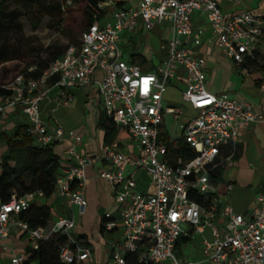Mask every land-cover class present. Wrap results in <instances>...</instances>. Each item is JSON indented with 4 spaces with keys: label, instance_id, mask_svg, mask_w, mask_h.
<instances>
[{
    "label": "built area",
    "instance_id": "2783aa9c",
    "mask_svg": "<svg viewBox=\"0 0 264 264\" xmlns=\"http://www.w3.org/2000/svg\"><path fill=\"white\" fill-rule=\"evenodd\" d=\"M194 11L205 13L218 50L238 65L264 69V16L245 9L227 17L217 0H139L134 6L116 8L104 22L92 23L81 33V44L69 45L63 57L52 61L40 77L18 73L6 82L0 81V88L11 91L0 96V119L6 120L12 111L20 109L28 120L25 131L42 145L58 143L67 134L73 140L67 151L75 160L60 173L54 191L64 197L71 216L58 215L45 227L29 228L19 214L32 203L39 204L38 197L43 193L12 194L8 201L0 199V248L11 251L10 264H33L29 253L15 252L6 243L14 227L29 235L34 242L32 248L40 240L65 236L67 242L59 254L64 264H96L91 247L80 244L72 232L76 227L74 207L83 215L88 206L84 167L99 157L109 165L98 175L113 190L122 229V237L110 243L111 256L106 264H126L127 252L138 253L141 263L188 264L175 254L176 244L190 229L203 231L206 226L212 228L214 240L204 242V263L264 264V191L257 194L256 205L247 214L229 205L224 207L223 234L215 224L217 205L212 201L204 205L190 196L196 192L213 197L217 183L211 171L224 159L231 163V154L220 159L222 151L235 145L244 126L264 120L251 102L207 89L205 59L187 47L190 42L200 44L204 33V29L193 26ZM139 19L147 27L166 23L172 27L168 58L153 70L125 60L118 43L121 32L134 30ZM97 71L102 72L99 80L95 79ZM176 78L182 79V100L193 111L185 121H181L186 114L184 105H165L163 100ZM94 83L107 116L117 129L128 134L137 149L134 155L123 151L126 143L116 139L106 144L99 156H84L75 150V143L82 141L80 134L60 124L49 128L41 102L51 99L55 92L69 104L73 87ZM261 87L264 89V78ZM168 114L177 123L179 138L165 132ZM179 139H184L195 155L185 162L179 157L177 164L171 165L166 157L168 147ZM138 169L151 177L147 191L137 188ZM104 217L112 216L106 213ZM115 225L113 220L106 223L109 229Z\"/></svg>",
    "mask_w": 264,
    "mask_h": 264
},
{
    "label": "crops",
    "instance_id": "0c3cea01",
    "mask_svg": "<svg viewBox=\"0 0 264 264\" xmlns=\"http://www.w3.org/2000/svg\"><path fill=\"white\" fill-rule=\"evenodd\" d=\"M121 1L122 5L116 3ZM139 0H108L105 8L107 9L104 20L111 18L112 11L116 8H128L137 4ZM227 17L232 16L242 10L248 9L255 14L264 16V0H217ZM192 23L194 28L204 29L202 42L198 45L190 42L187 47L195 56H201L205 59L206 69V87L215 94L227 93L230 97L238 101H249L252 103L254 110L264 115V89L261 87L264 78V69L257 67H246V65H238L232 61L225 53L221 52L214 46L213 33L206 20L205 13L202 11H194L192 16ZM101 21V20H100ZM147 27V26H146ZM155 28L160 34L157 38L159 50H164L160 57V62L153 66L162 65L168 58V39L172 36V27L170 24H155ZM132 30H124L121 32L118 43L124 55L122 43L129 42L130 37L127 38L128 32ZM131 36V35H130ZM150 38V37H149ZM122 39V40H121ZM132 44V43H131ZM157 47V49H158ZM157 49L154 46L144 48L135 54L143 55L150 60V56L155 54ZM134 57V56H133ZM128 61V60H127ZM144 70H150L141 65ZM146 66V65H145ZM102 72L97 71L95 79H101ZM170 89L180 92L184 84L181 78H176L171 81ZM78 91L85 97V112L88 115L85 119L74 120L73 126H68L66 123L60 121L53 113L58 110V103L52 105L51 113L47 112V107L54 104L59 98L54 92L51 99H45L41 102V112L48 123L49 128L53 129L56 124L62 125L67 131L74 130L82 136L80 143H75V150L84 156H99L104 142V130L100 126L101 112H105L101 95L96 83L84 87H73L71 93L73 101L68 105L73 107L76 102V94ZM44 103V104H43ZM175 105V104H173ZM183 105V104H178ZM186 109V114L182 116L181 121L188 119L191 112ZM106 113V112H105ZM167 118L174 121L171 115L165 117L166 134L173 135L168 129ZM27 117L20 109H15L6 120L0 119V130L10 133L18 125H27ZM117 128V127H116ZM177 129L175 123L174 132ZM119 131L116 139L126 143L123 151L135 154L137 149L132 146L131 139L124 131ZM181 140V139H179ZM178 140V141H179ZM178 141L176 143H178ZM73 143V140L66 134L59 142L58 146L61 148L63 155V165L60 172H63L70 164L75 163V160L69 155L67 148ZM174 143V144H176ZM173 144V143H172ZM231 154V163L225 161V157ZM220 159H224L222 165L224 172L222 179L214 181L217 183V192L212 197V202L217 205V215L215 224L218 226L220 233H224L225 217L222 215L225 206H232L235 211L247 214L256 205L257 194L264 191V120L250 123L242 128L235 145L230 148H225L222 151ZM109 165L105 159L99 157L94 163L88 164L84 167L86 175V198L88 206L83 215L77 213V207H74L76 212V227L72 232V236L80 243L87 241L92 249L96 264H106L111 256L110 243L113 240H118L122 237V229L118 221V205L115 201L114 193L109 183L98 173L107 168ZM137 181V188L140 191H147L150 189L151 177L143 169H138L135 173ZM231 185V188L229 186ZM39 204H47L51 207L53 220L58 215L71 216L72 210L67 206L64 197L54 194L50 198L38 197ZM37 204V203H36ZM106 213H111V218H105ZM103 221V231L101 230V220ZM52 220V222H53ZM113 220L116 225L109 229L106 226L107 221ZM51 222V221H50ZM48 223V225L50 224ZM208 231V235L203 234ZM203 235L199 242H195L196 237ZM80 237V239H78ZM184 238H188L185 241ZM214 235L212 228L204 227L203 231L190 229L188 235L183 234L176 247L183 245L186 257H181L187 260L188 264H206L203 262V245L205 241H213ZM6 243L10 245L15 252H27V248L33 247L34 242L29 235L19 228L14 227ZM175 247V248H176ZM28 253V252H27ZM10 250H3L0 248V259L4 264H10ZM37 264L36 261H31Z\"/></svg>",
    "mask_w": 264,
    "mask_h": 264
},
{
    "label": "trees",
    "instance_id": "16d2710c",
    "mask_svg": "<svg viewBox=\"0 0 264 264\" xmlns=\"http://www.w3.org/2000/svg\"><path fill=\"white\" fill-rule=\"evenodd\" d=\"M108 0H0V81L6 82L18 73H26L38 78L49 64L63 57L71 44L80 45L81 33L95 21L102 20L107 12L101 4ZM122 5L121 1L116 3ZM11 6H14L11 8ZM26 16L31 27L35 30L45 17H49L48 27L64 34L69 43L65 49L51 45L36 46L35 37L25 35L20 18ZM16 32L17 42L9 43L10 34ZM46 50L48 59L34 55L35 51ZM140 65L147 64V58L134 54L130 60ZM33 67L31 71L28 69ZM9 78V79H10ZM11 91L0 88V96ZM104 130V142L111 144L119 131L114 122L102 111L99 119ZM0 141L5 142L6 150L0 161V199L8 201L12 194L25 195L40 191L45 198H50L55 191L60 168L63 165V155L58 143L42 145L25 131L24 125L16 126L10 133L0 130ZM228 149V148H227ZM195 151L181 139L176 144H170L166 157L171 165L177 164L179 157L188 161L193 158ZM224 166L217 165L211 171L214 181L222 179ZM191 198L201 204L208 205L211 195L191 193ZM29 228L45 227L53 219L51 207L47 204L32 203L30 207L19 214ZM101 230L103 231V221ZM80 239V237H78ZM188 241V238H184ZM67 242L63 235L49 240H40L36 248H27L29 261L37 264H64L59 254L61 247ZM82 244H89L81 241ZM178 243V242H177ZM126 264H155L141 263L138 253L127 252Z\"/></svg>",
    "mask_w": 264,
    "mask_h": 264
},
{
    "label": "rangeland",
    "instance_id": "374dc122",
    "mask_svg": "<svg viewBox=\"0 0 264 264\" xmlns=\"http://www.w3.org/2000/svg\"><path fill=\"white\" fill-rule=\"evenodd\" d=\"M13 7L14 6H11V8ZM20 20H21L25 35L28 37L30 36L35 37V43H36L35 45L37 47L40 45H43V46L51 45L56 48L65 49L67 44L69 43L67 37L64 34L60 33L56 29H52L47 26L49 17H45L42 23L39 25V27L35 30L31 27L26 16H22ZM103 20L104 18L101 20V22H104ZM129 37H130V43L126 42V44L125 43L121 44L123 48V52H124L123 58L128 61H130L133 58L135 53L140 52L144 48H148L149 46H154L157 49L158 47L157 38L160 37V34L157 31V29L148 28L145 25H143L141 19H139L138 26L131 32H128L127 38ZM16 42H17V34L16 32H14L10 34L9 36V43L15 44ZM163 52L164 50L162 49L159 50V47H158L155 54H152V56H150V60L147 61L146 67L151 70L153 66L155 65V63L157 64L158 62H160V57L163 54ZM34 55H40L43 59H48L47 52L46 50H43V49L42 50L40 49V51H35ZM9 78L7 80H9ZM75 94H76L77 99L73 107L69 106L68 104H65L64 102H62V100L58 99L56 102H54V104H50L47 107V112L51 113L52 105H55V103H58V110L53 114L60 121L66 123L68 126H73L74 120L85 119L88 116L85 112V107H86L84 103L85 97L82 96L78 91H76ZM163 100H164L165 105L183 104L185 107H187V109L189 107L187 103L183 102L180 92L170 89V87L164 93ZM188 110L191 112V109H188ZM182 119H185V118H182ZM167 125H168L169 131L171 133H174L176 138H179L180 134L174 132V127H175L174 121L170 118H167ZM5 150H6L5 142L0 141V161H1L2 154L4 153ZM52 220L50 224L52 223ZM203 235L204 236L208 235V231H206ZM203 235H199L198 237H196L195 242H199L201 238L203 237ZM183 249H184L183 245L176 247L175 254L178 257L185 258L186 255ZM0 264H4L1 261V259H0Z\"/></svg>",
    "mask_w": 264,
    "mask_h": 264
}]
</instances>
